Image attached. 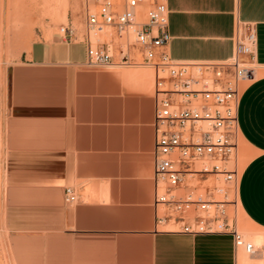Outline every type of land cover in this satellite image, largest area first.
I'll use <instances>...</instances> for the list:
<instances>
[{
    "label": "crops",
    "instance_id": "obj_1",
    "mask_svg": "<svg viewBox=\"0 0 264 264\" xmlns=\"http://www.w3.org/2000/svg\"><path fill=\"white\" fill-rule=\"evenodd\" d=\"M166 8L159 53L175 61L227 59L235 22L253 23L255 77L240 87L236 111L250 157L235 195L243 223L264 235V0H166ZM40 13L65 20L42 17L56 29L48 39ZM66 24L82 34L83 0H0V264H264V249L243 261L228 235L156 222L151 85L126 79L139 68L84 69V45L59 37ZM103 38L116 64L119 41ZM65 188L76 202L65 203Z\"/></svg>",
    "mask_w": 264,
    "mask_h": 264
},
{
    "label": "built area",
    "instance_id": "obj_2",
    "mask_svg": "<svg viewBox=\"0 0 264 264\" xmlns=\"http://www.w3.org/2000/svg\"><path fill=\"white\" fill-rule=\"evenodd\" d=\"M112 33L119 41L116 64L111 41L103 38ZM58 34L84 45L86 67L152 69L156 222L181 223L188 235H228L235 250L260 253L264 241L246 240L227 213L237 205L236 172L228 165L236 156L240 87L254 77L253 23L235 22L232 54L222 61H175L159 53L169 40L166 0H83L82 34L70 24L60 25ZM76 200L75 191L65 188V203Z\"/></svg>",
    "mask_w": 264,
    "mask_h": 264
},
{
    "label": "rangeland",
    "instance_id": "obj_3",
    "mask_svg": "<svg viewBox=\"0 0 264 264\" xmlns=\"http://www.w3.org/2000/svg\"><path fill=\"white\" fill-rule=\"evenodd\" d=\"M41 8V6H40ZM49 17L51 22L56 25L57 23H65V20H58L56 17L54 18L53 16L51 17V14H46V13H40L39 15V19L37 20V24L40 26V31L43 34V38L48 39L50 36V33L52 31H56V29H50L48 27L44 28L43 26L47 25L44 22H42V17ZM73 22L74 24L80 28L81 24L79 22V19L76 17H73ZM131 68H139L141 70H145L144 72H146L149 77H148V87L151 85L149 91L147 92V96L149 99H151L152 93H153V71L150 68L144 67V66H139V65H111V66H107V67H86L84 65V69L86 70H90V71H111V70H128ZM148 70V71H147ZM134 78H138V77H134ZM127 80L132 79L131 77L126 78ZM152 83H150L151 81ZM245 84V83H244ZM244 84H242L241 86H243ZM133 92H137V90H135L133 88ZM154 107V104H153ZM236 145H237V149H236V156L234 158L233 163H230L228 165V167L230 169H234L236 172V177H238L243 165L245 164V162L249 159L250 157V152L248 151V149L241 143V141L237 138L236 139ZM245 155V156H244ZM247 159V160H246ZM219 186H223L221 181L218 182ZM203 194L202 191H197V194ZM229 197H231V194L229 195ZM217 200L221 199V196H217L216 197ZM228 215L229 217H231L232 221L235 224V227L237 229V231L248 241L253 242L254 244H260L264 241V235H262L261 233L251 230V228H249L247 225H245L243 223V221L241 220V212L238 208V206H229L228 208ZM252 233V235H251ZM255 234V235H253ZM258 234V235H257ZM254 240H253V238ZM243 254L241 251H239L238 255ZM244 255V254H243ZM239 257V256H238Z\"/></svg>",
    "mask_w": 264,
    "mask_h": 264
},
{
    "label": "bare ground",
    "instance_id": "obj_4",
    "mask_svg": "<svg viewBox=\"0 0 264 264\" xmlns=\"http://www.w3.org/2000/svg\"><path fill=\"white\" fill-rule=\"evenodd\" d=\"M260 74V73H259ZM263 74V73H262ZM261 74V75H262ZM261 75H259V77L261 76ZM127 77H131L132 79H134V77H138L137 79L140 81V82H142V83H144L145 85H146V83H147V80H148V77H149V75L146 73V72H144V71H142V70H139V69H133V70H131L130 72H128L127 73ZM254 77H255V74H254ZM258 77V76H257ZM136 79V78H135ZM243 144V143H242ZM245 156V155H244ZM247 160V159H246ZM237 206V205H236ZM239 206V205H238ZM250 228V227H249ZM251 230H253V229H251ZM260 232V231H259ZM263 233V232H262ZM251 235H252V233H251ZM253 235H255V234H253ZM258 235V234H257ZM252 238H253V236H252ZM253 240H254V238H253ZM242 252V251H241ZM243 253V252H242ZM239 257L243 260V259H245L246 257L243 255V254H240L239 255ZM240 259V260H241ZM241 260V261H242ZM248 260V259H247ZM244 261V260H243ZM242 263V262H241Z\"/></svg>",
    "mask_w": 264,
    "mask_h": 264
}]
</instances>
